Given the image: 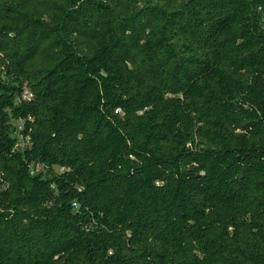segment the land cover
<instances>
[{
	"label": "trees",
	"instance_id": "trees-1",
	"mask_svg": "<svg viewBox=\"0 0 264 264\" xmlns=\"http://www.w3.org/2000/svg\"><path fill=\"white\" fill-rule=\"evenodd\" d=\"M0 264H264V0H0Z\"/></svg>",
	"mask_w": 264,
	"mask_h": 264
},
{
	"label": "rangeland",
	"instance_id": "rangeland-1",
	"mask_svg": "<svg viewBox=\"0 0 264 264\" xmlns=\"http://www.w3.org/2000/svg\"><path fill=\"white\" fill-rule=\"evenodd\" d=\"M15 124H16V126H17L19 129L23 127V123H21V122H17V123H15ZM17 138H18V140H19L20 146H24V141H23L22 136L18 135ZM36 170H37V172H38V171H41V167H37Z\"/></svg>",
	"mask_w": 264,
	"mask_h": 264
}]
</instances>
